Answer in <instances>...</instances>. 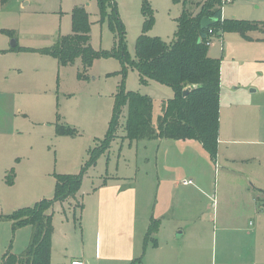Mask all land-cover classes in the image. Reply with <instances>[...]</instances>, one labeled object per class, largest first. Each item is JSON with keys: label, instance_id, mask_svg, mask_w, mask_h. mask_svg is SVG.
I'll use <instances>...</instances> for the list:
<instances>
[{"label": "rangeland", "instance_id": "obj_1", "mask_svg": "<svg viewBox=\"0 0 264 264\" xmlns=\"http://www.w3.org/2000/svg\"><path fill=\"white\" fill-rule=\"evenodd\" d=\"M113 1L123 27L122 47L130 59H134L143 28L144 2L154 17L147 36L166 43L174 37L184 2L185 8L196 11V5L203 2ZM220 5L222 27L208 48L209 57L220 65L216 157L192 140L130 143L124 138L123 109L114 138L83 172L76 197L54 207L50 264H70L81 255L86 264L113 263L111 258L122 251L129 237L134 238L130 233L142 221L149 223L157 207L164 216L157 225L154 222L151 237L156 245L152 241L144 245L143 239L140 261L161 259L181 249L185 260L173 264H264V214L259 218L239 213L241 205L251 210L250 191L264 193V0L232 4L220 0ZM77 7L88 14L93 50L118 52L119 29H110L108 1L103 15L97 0H8L0 4V98L14 96L20 116L14 137L0 135V264L7 252L21 255L31 236L30 227L13 229L6 216L52 199L56 175L81 172L90 153L104 145L122 85L125 92L152 99L155 126L163 103L173 98L170 87L154 81L141 84L130 67L123 77L115 57L95 59L83 69L80 60L61 67L45 55L60 38L71 34V13ZM239 23L257 26H250L244 37L232 27ZM66 129L73 134H59ZM188 180L192 184L183 185ZM223 207L231 216L226 218L228 225L241 231L221 230ZM192 209L197 211L191 216ZM262 209L264 213V205ZM214 213L215 223L206 233L202 223L209 222ZM252 222L258 229L254 239L248 235ZM197 230L204 237L201 244L188 246L187 240ZM181 231L185 236L177 235ZM254 241L256 252L252 253L248 250Z\"/></svg>", "mask_w": 264, "mask_h": 264}, {"label": "trees", "instance_id": "obj_2", "mask_svg": "<svg viewBox=\"0 0 264 264\" xmlns=\"http://www.w3.org/2000/svg\"><path fill=\"white\" fill-rule=\"evenodd\" d=\"M7 1L0 0V4ZM107 1L111 4L112 10L109 19L110 29H113V26L119 29L118 52L93 50L90 44L88 14L84 8L77 7L71 13V34L60 38L44 54L55 59L61 67L73 65L76 60H80L83 69L89 68L95 59L115 57L121 65L123 77L126 67H130L138 73L141 84L154 81L170 87L174 93L173 98L163 103L155 126L152 119V99L139 93L125 92L122 85L120 92L115 96L114 113L108 133L103 139L104 145L90 153V158L81 172L75 175H56L52 199H42L31 207L18 209L12 215L6 216L13 229L30 227L31 236L27 248L21 255L7 252L3 256L2 264H50L54 207L68 198L76 197L81 187L83 172L89 165L95 163L99 154L108 149L114 138L123 109L126 110L124 138L130 143L163 138L192 140L199 143L213 158L216 157L220 65L218 60L208 56V46L205 43L222 27L220 0H203L196 5L198 11L185 8L184 2L183 11L176 20V32L169 43L159 37L147 36L148 30L153 26L154 17L144 2L143 28L135 43L134 59H130L122 47L123 27L114 1L97 0L100 14L103 15ZM203 18L213 21V24L202 30L200 21ZM250 26L257 25L244 26L239 23L232 27L246 37L245 33L251 30ZM259 29L262 30V26ZM209 31H212V34H209ZM186 87L193 89L183 98L181 92ZM59 132L62 135L73 134V130L70 129ZM153 229L154 222L144 238V245L151 241ZM155 245L156 241L153 242V246Z\"/></svg>", "mask_w": 264, "mask_h": 264}, {"label": "crops", "instance_id": "obj_3", "mask_svg": "<svg viewBox=\"0 0 264 264\" xmlns=\"http://www.w3.org/2000/svg\"><path fill=\"white\" fill-rule=\"evenodd\" d=\"M238 1H236V2H238ZM212 37H211V39H212ZM218 37L220 39V35H218ZM210 46H211V43L208 46V48ZM208 56H209V54H208ZM251 92H253V90H251ZM7 99H9V100L6 101ZM7 99L0 98V135H5L7 137H10V136L14 137L16 135L17 116L18 117H20V116L17 115V111L15 110V107H16L15 97L14 96H12L11 98L7 97ZM219 109H220V104H219ZM18 112L20 113L19 110H18ZM3 170L7 171L8 169H7V167H5ZM54 184H55V182H54ZM250 192L252 194V206H250L251 210L249 208H247V206L241 205L240 206L241 210H239V213H241L242 215L243 214H247V215L249 214L250 217L252 215H255V216L260 218L264 214L263 209H262V206L264 205V193L258 192V190L254 191V189ZM255 194H256V197H255ZM260 194H262L263 198L259 197ZM82 206H83V204H82ZM226 209H227V207H223V209L221 210V215H220V220H221L220 222L222 224V225H220L221 230L222 231L229 230V231H234V232L241 231V230H239V228L228 225L226 218L231 217V216L229 215V213ZM196 211H197L196 209H192V210H190L189 213L192 216V213L196 212ZM161 213L162 212H160L158 210V207H157L156 211H154V214L152 215V218L149 220L150 224L148 223V220L146 219L145 222L144 221L141 222L138 230L135 229L133 232L130 233V234H133L134 238H130V237L128 238L125 246L122 247V251L118 252L116 254V257L114 256V258H111V260L113 261V263H111V264H173L174 262H176V260H179V261L185 260L186 256H185L184 252L181 251V249H180V250H176V251L167 252V254H165L163 256V258H161V259H155V258L151 259L149 257L148 258L146 257L144 260L140 261L142 253L145 251L143 249L142 240L144 239V237L148 233V230L151 227L152 223L155 222V224L157 225V222L159 221L160 217L164 216V215H160ZM146 221L148 224L146 223ZM143 223H144V227H143ZM211 223H215V213H214V215H212L209 222H206V223L203 222L202 223L206 227V231H204V232L207 233L209 225H211ZM178 226H181V223H179ZM248 232H249L248 235L250 238L254 239L255 237H257V234H258L257 225L255 227V224H253V222H252V228H250ZM173 234H174V231H172V236H173ZM194 234L195 235H192V237H190L187 240L186 244H188V246L197 247V246H199V244H201V242L204 238V237H202L201 232L198 230L195 231ZM152 235L153 234H151V236ZM177 235H179V233ZM180 235L185 236V232L183 231L182 233H180ZM139 237H140V239H139ZM174 239H176V238H174ZM151 241L154 242L156 240H155V238L151 237ZM157 249H158L157 246L153 247V251H155ZM248 251H251L252 253L256 252L255 241L253 242L252 248H250ZM145 254L147 255V252ZM72 262H80L82 264H86L84 259H83V255H81L79 258L73 259L70 264H72ZM177 263H179V262H177ZM237 263L239 264V262H237ZM228 264H231V263H228Z\"/></svg>", "mask_w": 264, "mask_h": 264}, {"label": "water", "instance_id": "obj_4", "mask_svg": "<svg viewBox=\"0 0 264 264\" xmlns=\"http://www.w3.org/2000/svg\"><path fill=\"white\" fill-rule=\"evenodd\" d=\"M212 24H213V21H210V20H208V19H206V18H203V19L200 21V28L203 30V29H205V28H208V27L211 26ZM199 42H200V40H199ZM11 46L14 47V46H15V42H12ZM192 89H193V87H186V88H184V89L182 90V92H181L182 97H183V98L187 97L188 94L191 92ZM179 235H180V233H179Z\"/></svg>", "mask_w": 264, "mask_h": 264}, {"label": "built area", "instance_id": "obj_5", "mask_svg": "<svg viewBox=\"0 0 264 264\" xmlns=\"http://www.w3.org/2000/svg\"><path fill=\"white\" fill-rule=\"evenodd\" d=\"M222 1V3H229V4H232V3H234V2H236V1H238V0H221ZM209 34H212V31H209L208 32ZM210 43H211V37L207 40V42L205 43L207 46H209L210 45ZM190 184H192V181H187V182H183V185H190ZM72 264H82V263H80V262H72Z\"/></svg>", "mask_w": 264, "mask_h": 264}]
</instances>
